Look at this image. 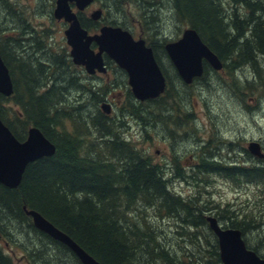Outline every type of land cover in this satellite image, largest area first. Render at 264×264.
Masks as SVG:
<instances>
[{
    "label": "trees",
    "instance_id": "1",
    "mask_svg": "<svg viewBox=\"0 0 264 264\" xmlns=\"http://www.w3.org/2000/svg\"><path fill=\"white\" fill-rule=\"evenodd\" d=\"M130 1L140 9V12L136 9L133 12L141 16L143 30L155 35L147 29L145 23L152 27L153 17L158 10L168 8V14H171L168 19L172 24L175 23L180 31L184 28L195 30L202 42L221 61L226 73L231 75L238 67L249 65L255 71L253 81H246V86L237 84L235 87L240 88V93L250 92L264 97V79L263 82L260 80V74L264 78V0H170L165 7L162 6V0ZM108 2L119 12V0ZM18 14L19 22L22 23L23 20L22 26L26 27L22 13ZM79 21L86 30L96 28L84 16L79 15ZM114 24H121L126 28L122 23ZM33 41V38L28 39L32 46ZM23 42L20 39L16 44L21 45ZM161 43L167 41L163 40ZM36 45H39L38 50H43L42 41L36 42ZM7 47L10 45L6 41L2 42L0 36V57L7 66L13 83L11 97L0 95V120L20 142L27 138L30 127H36L54 145L55 153L29 164L18 188L8 189L0 184V240H11L10 237L16 236L17 227L21 226L19 229L24 230L27 235L31 234L35 244L28 249L27 264H81L68 248L33 226L31 218L24 213L23 207L26 206L28 210L40 213L101 264H221L217 239L206 222L207 208L201 206L197 199L185 200L180 194H171L167 189L168 181L158 165L120 137L112 139L104 147L111 156L108 158L110 162H102L99 157L91 155L93 144L87 145L78 130L79 127H83L82 131L88 129L85 126L87 120L79 113L84 105L75 106L74 110L65 109L71 107L66 93L75 91V97L79 100L76 92L86 88L79 84L78 76L70 71L73 64L69 57L63 53L59 58L61 65H40L43 76L40 79L30 78L32 81L29 82L28 76L35 75L33 67L36 63H22L15 60L14 56L10 61L5 57L3 49ZM23 48L19 47L11 52L15 50L16 56L23 58ZM159 52L165 56L166 53L163 48L153 49L161 68ZM51 54L53 55L52 52ZM171 66L173 67L172 64ZM209 70L208 64H204L202 77L195 79L193 83L204 80ZM24 71L27 79L20 81L17 75L21 74L22 77ZM63 74H67L64 81L58 78ZM175 78L183 88H188L189 85L182 83L177 73ZM166 79L169 86L170 77L167 76ZM168 86L163 96L130 104L132 115L145 122L143 112L145 114L152 108L154 111L159 110L162 101L169 94ZM88 90L91 92L88 99L93 96L95 111V119L90 121V126L98 128L103 135L102 129H107L113 123L110 116L96 111L95 92ZM128 96L132 97L130 94ZM5 103H13L18 112L8 116ZM147 103L157 106H145ZM68 122L72 124L71 132L66 130ZM231 145L228 142L230 152ZM243 150L250 165L221 164L211 154L199 161V174H216L237 184L246 182L260 186L262 198L264 160L256 159L257 163L252 162L251 155ZM116 160H119V164H114L118 171L111 164ZM174 166H177L176 163ZM180 174L183 176L182 172ZM186 178L190 179L188 176ZM147 210H151V216ZM224 212H215L219 224L223 228L240 231L246 247L264 258L260 255L258 246L252 247L247 242L249 236L246 232L252 231L256 226L252 215L233 216L232 213ZM169 218H175L178 220L177 224H181L176 228L177 231L180 229L177 240L195 248L194 250L180 248L178 253L175 249H170L161 226V222ZM5 219L16 223V229H11L4 223ZM191 229L194 231L190 232ZM0 264H13L1 245Z\"/></svg>",
    "mask_w": 264,
    "mask_h": 264
},
{
    "label": "rangeland",
    "instance_id": "2",
    "mask_svg": "<svg viewBox=\"0 0 264 264\" xmlns=\"http://www.w3.org/2000/svg\"><path fill=\"white\" fill-rule=\"evenodd\" d=\"M55 1L2 0L0 4V36H2V42L6 41L10 45L7 49L3 48L5 57L10 61L14 56L15 60L22 63H36L35 67L32 66L35 75L28 76L29 82L32 81L31 79L38 77L40 79L43 76L40 65L43 67L47 63L61 65L59 58L63 53L70 58L69 47L64 35L67 25L53 18ZM162 1L164 3L162 6L165 7L170 0ZM117 3L121 6L119 12L108 0H93L83 10V16L89 18L91 14L102 11L101 22L122 23L129 31H133L132 33L137 38L141 35L140 31L143 30L144 25L141 16L133 12L135 9L140 12L138 5L132 4L130 0H119ZM73 10L76 11L74 8ZM168 10V8L158 10L157 15L153 17L152 27L145 23L147 29L155 33L153 35L143 30L144 36H142L147 42L152 40L162 42L165 39L168 43L181 37L182 31L168 19L171 15L168 14ZM19 12L26 20V27L22 26L23 20L22 23L19 22ZM185 29L187 28L183 30ZM30 37L34 39L33 46L31 42H28ZM20 39L24 42L21 45L16 44V41ZM41 41L46 48L43 46V50H38L39 45L35 46V44ZM19 47H24L23 58L14 53ZM13 49H15L14 52H11ZM159 56L162 71L166 77H170L169 94L162 101V105L160 104L158 111L152 108L145 114L143 112L145 122L132 115L130 104L140 101L132 95L126 72L121 74L114 69L113 79L108 80V75L90 78L82 68L75 67L73 64L79 84H83L86 88L78 89V93L76 92L79 100L75 97V91L67 92L66 97L71 107H65V109L74 110L75 106L84 105L79 113H82L87 120L85 126L88 129L82 131L83 127H79L78 130L87 145L93 144L94 149L90 152L91 155L99 157L102 162H110L108 158H111L104 148L105 145L112 139L120 137L160 167L165 180L168 181L167 189L171 194H180L185 200L195 201L197 199L201 206L207 208L205 213L207 216L215 217L217 211H226V214L232 213L233 216L250 213L256 226L252 231L246 232L249 236L247 242L252 247L258 246L259 252L264 255V197L261 198L260 186L246 182L237 184L216 174L201 176L198 166L201 159L211 154L221 164L250 165L249 158L243 149L246 150L247 143L252 140L260 142L264 150V97L250 92L240 93L238 91L240 88L235 87L237 84L246 86V81H253L255 71L249 65L238 67L231 75L224 69L219 71L210 69L204 80L196 81L188 88H183L181 82L175 78V69L171 66L172 63L167 55L159 52ZM114 64V67H118L116 63ZM260 75V80L263 82L264 78L262 74ZM17 77L20 81L27 79L25 71L22 72V77L21 74ZM58 78L64 81L67 79V74L59 75ZM167 82L169 83L168 80ZM87 88L95 92L98 108L105 103L106 99H110L107 103L112 105V108L110 106V113L107 116H110L109 119L113 124L110 123L112 126L102 129L103 135L98 128L90 126L92 125L90 121L95 119V111L92 105L93 96L88 99L91 92ZM129 94L132 97H129ZM145 106L157 105L147 103ZM4 107L7 108L8 116H13L15 112H18V108L13 103H5ZM66 127V130L69 129L70 132L73 130L69 122ZM228 142L232 144L231 152L228 150ZM85 150L88 151L87 146ZM251 161L257 163L256 158L252 156ZM117 163L119 164V160L111 163L116 171L118 170L114 164ZM147 212L150 216L152 215L151 210ZM4 223L8 224L11 229L17 227L16 223L11 220L5 219ZM177 223L178 220L175 218L164 219L161 222L167 245L169 244L170 249H175L178 253L180 248L186 251L194 250L195 248L177 240V232H180V229L177 231L176 228L181 225ZM20 227L16 229V236L10 237L11 240H0L2 249L13 264H27L28 249L35 246L31 234H25L24 230L19 229ZM191 231L194 230L191 229ZM201 233H203L202 230Z\"/></svg>",
    "mask_w": 264,
    "mask_h": 264
},
{
    "label": "water",
    "instance_id": "3",
    "mask_svg": "<svg viewBox=\"0 0 264 264\" xmlns=\"http://www.w3.org/2000/svg\"><path fill=\"white\" fill-rule=\"evenodd\" d=\"M92 2L93 0H56L55 3L53 18L63 20L68 25L64 35L70 48L72 63L84 67L90 75L95 71L103 72L102 55L106 54L126 72L136 100L144 102L161 96L166 88V80L152 49L142 39L134 40L127 31L119 27L105 26L100 29V34L95 35H89L81 27L70 4L80 12ZM100 13L95 12L90 17L96 20ZM92 43L96 44L97 52L91 48ZM164 49L179 78L187 85L203 75L205 63L215 71L222 69L218 57L191 28L183 30L181 37L167 43ZM12 93L13 84L8 68L0 57V95L9 97ZM101 108L109 115V105L103 104ZM246 149L251 156L264 159V152L258 142H249ZM54 153V145L36 127H30L27 138L20 142L0 120V184L4 187L18 188L29 164ZM23 210L38 231L63 244L81 264H101L40 213L28 210L26 206ZM206 222L217 239L221 264H264V258L246 247L240 231L223 228L213 216H207Z\"/></svg>",
    "mask_w": 264,
    "mask_h": 264
},
{
    "label": "flooded vegetation",
    "instance_id": "4",
    "mask_svg": "<svg viewBox=\"0 0 264 264\" xmlns=\"http://www.w3.org/2000/svg\"><path fill=\"white\" fill-rule=\"evenodd\" d=\"M0 2H2V0H0ZM55 3H56V1H55ZM56 5V4H55ZM70 6L72 7V9L74 8V5L73 4H70ZM75 9V8H74ZM74 11V10H73ZM76 12V14H77V17H78V19H79V15H81V16H83V11H80V12H77V11H75ZM86 18V17H85ZM86 20L87 21H90L89 23L90 24H94V25H96V28L95 29H93V30H87L88 31V34L89 35H95V34H100V29L102 28V27H105V26H108V27H119V28H121L122 30H125V31H127L131 36H132V38L134 39V40H139V39H142L144 42H145V45L147 46V47H150L151 49H152V51H153V49H155V50H160L161 48H163L164 49V47H165V45H166V43H164V44H162L161 42H159V41H157V40H152L151 42L150 41H146L144 38H143V36H144V34H143V30H141L140 31V36H138L137 38H135V36H134V33H132L133 31H129V29H127V27L126 28H123L122 27V25L121 24H114V23H110V24H108V23H103V22H101V20H102V11H101V14H100V16L96 19V20H94V19H92L91 17H89V18H86ZM61 21V20H60ZM64 24H66L64 21H62ZM80 22V21H79ZM67 25V24H66ZM81 25V24H80ZM67 27H68V25H67ZM82 27V26H81ZM83 28V27H82ZM83 29H85V28H83ZM86 30V29H85ZM90 32H92V33H90ZM155 34V33H154ZM143 35V36H142ZM165 40V39H164ZM150 44H151V46H150ZM91 48L95 51V52H97V46H96V44H94V43H92L91 44ZM165 50V49H164ZM166 53V52H165ZM70 56V55H69ZM70 60H71V58H69ZM102 60H103V66H104V71L103 72H101V73H98V71H95V73L94 74H91V75H89V74H87L86 73V71H85V68L84 67H82V66H75V67H80V68H82L84 71H85V73L90 77V78H95V77H99L100 75H108V80L109 79H113V69L115 70V71H118L119 73H124V70H122V69H120L119 67H114L115 66V64H114V61L113 60H111L106 54H103L102 55ZM71 63H72V60H71ZM73 64V63H72ZM70 69V68H69ZM75 71H76V69H74ZM73 70V67L71 68V70L70 71H72L73 73H76L75 71ZM162 73H163V75H164V77L166 78V75H165V73L162 71ZM125 74V73H124ZM115 81V80H114ZM113 81V82H114ZM96 98V97H95ZM97 99V98H96ZM108 101H110V99H106V101H105V103H102L101 105H100V107L98 108L97 107V109H96V111L98 110V112L100 113V112H102V108H101V106L103 105V104H107V105H109V103H107ZM96 102L98 103V101L96 100ZM109 106H111V108H112V105H109ZM260 255L261 256H264L263 254H261L260 253ZM262 258V257H261Z\"/></svg>",
    "mask_w": 264,
    "mask_h": 264
},
{
    "label": "bare ground",
    "instance_id": "5",
    "mask_svg": "<svg viewBox=\"0 0 264 264\" xmlns=\"http://www.w3.org/2000/svg\"><path fill=\"white\" fill-rule=\"evenodd\" d=\"M201 77H202V76H201ZM201 77H200V78H201ZM257 160H262V159H257ZM62 245H63V244H62Z\"/></svg>",
    "mask_w": 264,
    "mask_h": 264
}]
</instances>
